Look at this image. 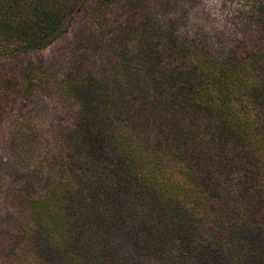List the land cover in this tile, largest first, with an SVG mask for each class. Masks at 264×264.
I'll use <instances>...</instances> for the list:
<instances>
[{
  "label": "trees",
  "instance_id": "trees-1",
  "mask_svg": "<svg viewBox=\"0 0 264 264\" xmlns=\"http://www.w3.org/2000/svg\"><path fill=\"white\" fill-rule=\"evenodd\" d=\"M147 1L96 0L89 20L104 25L117 9L126 17L101 50L106 61L101 74H93L81 54L64 83L78 88L82 105L88 107L91 98L100 103L94 110L83 107L76 118L87 132L81 147L99 159L96 167L106 176L101 181L144 180L137 153H150L164 159L159 169L169 161L177 164L193 197L169 196L176 181L168 178L161 197L141 186L129 194L106 195L101 189L96 195L88 189L98 181L86 172L85 181L66 192L60 214L46 211V222H63L66 232L50 240L41 238L45 228H35L24 214L37 197L11 192L13 208L25 217L17 228L27 240L13 260L20 261L40 238L62 264H264V0H246L247 10L236 18L233 30L242 33L238 50L218 48L210 54L194 50L195 39L183 36L176 14L164 12L165 0L161 18L152 15ZM5 24L4 33L11 36ZM59 32L56 27L40 36L24 33L20 49L47 46ZM137 32L144 41L131 52L127 43ZM14 82V77L1 78L2 100L15 90ZM34 83L31 76L23 92ZM134 218L147 224L137 226ZM104 230L108 233L98 240ZM138 241L146 247H137ZM72 243L75 253L69 254Z\"/></svg>",
  "mask_w": 264,
  "mask_h": 264
},
{
  "label": "rangeland",
  "instance_id": "rangeland-1",
  "mask_svg": "<svg viewBox=\"0 0 264 264\" xmlns=\"http://www.w3.org/2000/svg\"><path fill=\"white\" fill-rule=\"evenodd\" d=\"M95 2L96 0H0V81L4 77H14L16 80V87L11 95L5 100L0 98V264H62L59 258L50 256V251L39 244L40 238L34 239L30 251H26L20 261L13 260L16 255H20L23 243L27 240L20 235L21 227L17 228L25 217L21 219L13 208L15 204L11 201V192L19 191L25 196L37 197L33 206L27 204L29 207H25L24 214L26 218L31 217L32 222H28L35 228L43 226L45 229L40 227V236H46L50 240L62 238L66 232L63 231V222L62 224L57 219L58 224L56 221L46 222V211L51 209L60 214L68 199L66 192L72 190L76 181H85L86 172L94 175L93 181H98L97 185H91L88 189L96 195L101 189H106V195L115 193L117 196L121 191L129 194L136 192L138 186H141L152 189L161 197V186L167 182L165 178H168L176 181L174 191L169 196L176 195L185 201H190L193 197L186 189L183 181L185 177L177 164L174 162L171 165L169 161V167L162 169L160 166L159 169L158 163L164 162V159L157 156L153 158L150 153H137L142 160L144 180H116L107 182L109 186L105 188L103 185L108 184L101 179L106 176L96 167L99 159L94 154L88 156L81 147L87 132L79 125L76 113L83 107V110H94L100 103L91 98L88 107L87 103L82 105L81 92L73 84L64 83L65 78L73 70V61L77 60V56L81 57V54L86 57L93 74H101L106 62L101 50L119 22L126 17V13L117 9L109 15L104 25H99L88 19ZM245 2L249 3L246 0H165L164 12L176 14L183 36L188 34L189 39H195L191 41L196 52L210 54L218 48L231 52L238 50L234 47L242 37V33L234 32L233 26L236 18L242 16L241 12L247 10ZM148 5L146 6L152 15L161 18V0H150ZM58 10L63 14L61 18ZM142 13L143 11H136L133 14L142 16ZM5 21L9 23L11 36L4 33L8 29ZM56 27L60 32L49 45L28 51L20 49L24 33L27 37L32 33H39L40 36ZM140 33H135L127 43L131 52L144 41L143 34ZM31 76L35 83L30 85L28 91L23 92V87ZM61 81L63 85L59 86ZM162 149L163 145H160L156 152L160 157ZM64 181L68 186H64ZM165 192L168 193V190ZM100 204L101 202L99 207ZM186 204L189 205L190 202ZM124 213L122 215L125 217ZM112 214V217L116 216L115 213ZM68 216L70 219L74 218V215ZM134 220L133 224L137 226V222L147 224L145 218L142 221L136 218ZM157 224L161 232V223ZM14 231L16 232L13 233ZM107 233L106 230L102 231L98 240ZM96 246L93 243L90 249L93 250ZM136 246L146 247L140 241ZM75 249L76 244L72 243L69 254L75 253ZM65 259L63 258V262ZM68 264L73 263L69 261Z\"/></svg>",
  "mask_w": 264,
  "mask_h": 264
}]
</instances>
